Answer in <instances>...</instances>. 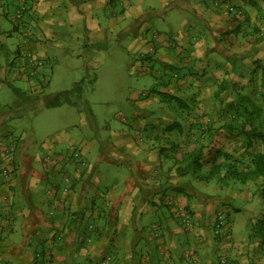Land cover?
<instances>
[{
	"label": "crops",
	"instance_id": "obj_1",
	"mask_svg": "<svg viewBox=\"0 0 264 264\" xmlns=\"http://www.w3.org/2000/svg\"><path fill=\"white\" fill-rule=\"evenodd\" d=\"M231 1L241 16L225 10L229 0H0V147L15 142L10 173L0 170V264H91L104 255L112 264H264L249 217L264 210L257 183L197 181L176 175L169 160L193 148L186 127L215 125L204 119L215 106L212 97L226 96L232 86L248 94L259 85L264 0ZM22 3L29 10L16 20ZM149 27L157 31L148 38ZM126 35L133 50L151 41L156 56L155 71L148 53L132 57L139 74L158 78L157 89L154 83L133 94L134 126L146 132L140 142L123 131L94 149L81 111L78 137L69 125L44 139L23 127L24 118L44 115L43 109H79L82 81L60 91L50 86L48 64L62 47L69 45L65 51L72 55L84 46L93 58L105 37ZM154 92L177 96L185 107L163 106ZM174 123L177 130H165ZM218 191L229 199L224 207L216 204ZM175 205L191 211L186 230L173 217ZM220 210L228 232L216 238L212 225ZM232 213L241 219H231Z\"/></svg>",
	"mask_w": 264,
	"mask_h": 264
},
{
	"label": "rangeland",
	"instance_id": "obj_2",
	"mask_svg": "<svg viewBox=\"0 0 264 264\" xmlns=\"http://www.w3.org/2000/svg\"><path fill=\"white\" fill-rule=\"evenodd\" d=\"M231 3L235 4L232 1ZM127 24L128 20L122 23L120 28H124ZM7 27H11V23L7 22ZM154 31L157 30L153 27L147 28L145 31L146 36L149 38L155 33ZM136 33L137 32L132 33L131 31L130 35ZM127 42H129L127 35L120 40L105 37L101 44V48L99 47L100 51L98 53L91 52L93 58H87L88 54L85 52V50L87 51V48L84 46L77 47L76 49L78 50V53L72 55L65 51V48L69 45L62 47L60 57L57 58L56 62L52 61V63L48 64V68L53 66V76L50 86L54 89L53 91H60L71 87L73 82L82 81V93L80 97H76L79 109L77 108L78 106L69 104H62L60 107L51 110L43 109L44 115L38 117L36 114H32L29 118H24L23 127H28L29 130L33 127L32 133L36 137L38 136L40 139H44L46 135H50L54 130L69 125L72 130V135L78 137L81 134L79 133L78 126H75V124H77L81 118V111L85 116L86 124L84 128L87 132L88 139L95 143L93 145L94 149H97L99 146L104 148L106 142L113 141L114 137L123 131L129 132L135 141L140 142V140L146 135V132L143 130L142 126H134V106L136 105V100L133 99V94L137 91H144L154 83V87L157 89L158 78L154 76L155 73L153 74L151 72H143L142 74H139V71L136 68L137 65L132 63L134 60L132 57H136L138 54L141 55L142 53H148V55L152 57L148 63L153 64V69L155 71L157 70V64L154 62L156 56L155 54H152V49L150 50L152 47L151 41H148L146 44L144 43V45L136 50H133L132 47L128 46ZM71 50L73 51V48H71ZM48 72L51 73L50 71ZM164 76L168 77L165 73L160 77V80H163ZM252 90L250 96L252 95L254 99L260 100V95H257L259 93L257 86L255 90ZM237 91L238 89L235 86H232L231 88H228L229 93L226 94V96L212 97L211 101L214 102L215 106L212 107V110L207 112V117L204 119H214L213 122H215V125H213L212 128L216 139L215 141L208 143L204 137L201 138L202 145H205L202 154L203 160L209 158L213 153V150L217 147L226 149L232 157L238 159L245 153V151H241L240 147L233 145L235 140L233 139L234 136L229 137L225 132L220 131L218 128V123H221L224 120L223 116L225 115V111H227V113L231 111V108H228V104L229 101L234 98V94ZM154 93L157 95L158 99L165 96L163 95V92L162 94L158 92ZM168 103L171 104V108L177 106L175 100H165L163 101V106ZM135 129L140 130V133L137 136L134 132ZM187 132L189 131H185L184 133L187 135ZM193 136L190 137L189 135L186 138L188 140V137H190V141L194 142ZM258 144V150H264V143ZM205 168H207V166H205ZM230 185H232V181H230ZM238 185H240V183H238ZM238 185L236 184L235 186L237 187ZM228 201V197L218 191L216 195V204L220 207H224L225 203ZM241 204L243 205V209L247 207L243 202H241ZM248 204L250 203L247 202V205ZM259 211L251 212L249 217L256 219L260 216L258 213ZM222 212L223 214L225 213L223 210ZM239 216L241 215L238 213H232L230 215L231 219L237 218L240 220L241 217ZM239 225L243 230L244 222ZM247 231L245 230V233H247ZM233 235H235V230H233ZM105 256L110 255H104L103 257ZM102 258L101 260L92 259L91 264H102ZM137 260L139 261L140 259ZM78 261H80V259H78ZM110 262V264H112V261Z\"/></svg>",
	"mask_w": 264,
	"mask_h": 264
},
{
	"label": "trees",
	"instance_id": "obj_3",
	"mask_svg": "<svg viewBox=\"0 0 264 264\" xmlns=\"http://www.w3.org/2000/svg\"><path fill=\"white\" fill-rule=\"evenodd\" d=\"M231 5L238 8L236 4ZM258 68L260 69V81L257 86V89H259L257 95H260V100L254 99L252 95L250 96L251 90H255L256 86H252L248 94L243 90L236 92L234 98L228 104V108H231V111L229 113L225 111V115L223 116L224 120L218 127L219 130L224 129L226 133L231 134L230 137L234 136L233 139L235 140L233 145L240 147L241 151H245V153L243 152L244 155L238 159L232 157L226 149L217 147L213 150L209 158L203 160L202 154L205 145H202L201 138L204 137L206 142L211 143L214 135L212 126L206 125L204 127H198V130H193L194 128L192 127H186L184 132H189H187V135L184 133L185 137L195 135L193 136V148L181 153L180 158H176L171 154L169 160L176 175H189L197 181L209 182L217 178L218 181L220 180L218 183H221L223 180V183L226 185L230 181L232 183H240V185L256 182L261 200L264 203V150H258V143H264V65L258 63ZM163 95L165 96L161 98L162 101L175 100L178 106L185 107L183 101L177 96L164 93ZM52 103L55 104L57 101L55 102L54 100ZM176 126L177 124L174 123L167 126L165 130H177ZM190 137H188V142H190ZM175 145L178 146V144ZM178 206L175 205L173 207V217L180 227L186 230L192 225V214L185 205H182L184 210L190 214L191 218V225L186 228L180 222L177 213ZM259 215V217L252 220L251 233L259 238V245L264 250V210ZM224 218L228 226L229 219L226 215ZM212 233L216 238L223 237L213 232V225ZM38 255H35L37 260ZM110 257L112 261V256ZM36 264H39V261H36Z\"/></svg>",
	"mask_w": 264,
	"mask_h": 264
},
{
	"label": "built area",
	"instance_id": "obj_4",
	"mask_svg": "<svg viewBox=\"0 0 264 264\" xmlns=\"http://www.w3.org/2000/svg\"><path fill=\"white\" fill-rule=\"evenodd\" d=\"M217 3V2H216ZM216 3H213L214 5H216ZM224 7L225 10H227L228 13L235 15V16H241L242 15V11L231 5L229 2H224ZM29 10V5L26 3H22L20 5L19 8L15 9L13 17L16 20H22L23 16L25 15V12ZM152 49V47L150 48V50ZM24 57L29 58V60L31 61L33 57L31 52H26L24 53ZM33 62V61H32ZM15 150V142L12 139H9L7 142H4L1 144L0 147V160H2V167L0 168L1 173L6 176L8 175V173H10L7 165L9 164V162L13 159V152ZM77 155V154H76ZM66 181H69L68 177L64 178ZM178 216L180 219V222L183 226L187 227L191 225V218H190V214L184 210L183 206H178ZM224 214L223 212L220 210L216 213L215 215V220H214V224H213V232L216 234H219L221 236L226 234V221L224 218ZM111 261V257L110 256H105L102 258V264H109ZM224 259L221 260V263H224Z\"/></svg>",
	"mask_w": 264,
	"mask_h": 264
}]
</instances>
